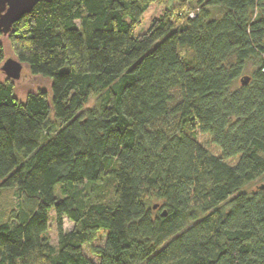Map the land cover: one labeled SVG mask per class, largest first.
<instances>
[{
    "label": "trees",
    "instance_id": "trees-1",
    "mask_svg": "<svg viewBox=\"0 0 264 264\" xmlns=\"http://www.w3.org/2000/svg\"><path fill=\"white\" fill-rule=\"evenodd\" d=\"M2 38L47 85L22 101L0 79V193H18L0 264H264V185L247 191L264 183V0H48Z\"/></svg>",
    "mask_w": 264,
    "mask_h": 264
},
{
    "label": "rangeland",
    "instance_id": "rangeland-1",
    "mask_svg": "<svg viewBox=\"0 0 264 264\" xmlns=\"http://www.w3.org/2000/svg\"><path fill=\"white\" fill-rule=\"evenodd\" d=\"M163 13H164L163 8H161L160 6H157V5L152 6L149 9V11L143 16L142 24H141V27L138 28L137 34L146 33L147 30L149 29L151 21L154 20L155 18H160L163 15ZM0 44L5 49V54H6L5 61L0 65V72H1V67L3 66V64L8 59L15 58V57L10 50L11 48L7 40H4V38L1 37ZM181 55L185 58H190L192 53L188 50H183L181 52ZM250 75H251V72H246L243 75V77H250ZM0 79L4 81L5 79H8V78L5 76L4 73L1 72ZM12 82L14 83L15 93L17 97L22 101L26 100L28 93L35 92L38 88L42 87L43 84L47 85L45 82L40 83L39 81L33 82L32 80H30L26 68L23 69L21 79L19 81H12ZM239 84H240V81H238V85ZM97 103H98L97 97L91 98L86 108L87 109L95 108L97 106ZM262 184L264 185L263 182H258L256 184H253L247 189V191L250 192L252 190H255L257 187H259ZM57 193L61 195L59 193V190ZM17 201H18L17 191H3L2 193H0V219L3 218L4 220H6L11 210L16 207ZM159 210L160 209L158 208L156 212H158ZM51 212L52 213L50 215V220H49L48 236L51 239L52 245L54 247H57L58 246V231H57V226L55 222L54 210H52ZM74 226H75L74 223L68 221L67 219H64L63 228L65 232H69L73 230ZM106 238H107V234L105 232L99 233L94 242L95 246H103L106 243ZM84 252H85V255L88 257V259L91 260L93 263L98 262V258L95 257L91 253L89 246L84 247Z\"/></svg>",
    "mask_w": 264,
    "mask_h": 264
},
{
    "label": "water",
    "instance_id": "water-1",
    "mask_svg": "<svg viewBox=\"0 0 264 264\" xmlns=\"http://www.w3.org/2000/svg\"><path fill=\"white\" fill-rule=\"evenodd\" d=\"M48 0H0V38L7 37L13 26L19 22L23 17L31 14L34 8L41 2ZM24 65L16 58L8 59L1 67V72L12 81H19L22 76ZM250 78L245 77L241 80L242 84H249ZM264 190V187L260 188ZM159 208L158 205L154 206V210ZM167 214L164 212L162 217Z\"/></svg>",
    "mask_w": 264,
    "mask_h": 264
},
{
    "label": "built area",
    "instance_id": "built-area-1",
    "mask_svg": "<svg viewBox=\"0 0 264 264\" xmlns=\"http://www.w3.org/2000/svg\"><path fill=\"white\" fill-rule=\"evenodd\" d=\"M191 17H192V18H194V17H195V15H194V14H191Z\"/></svg>",
    "mask_w": 264,
    "mask_h": 264
}]
</instances>
